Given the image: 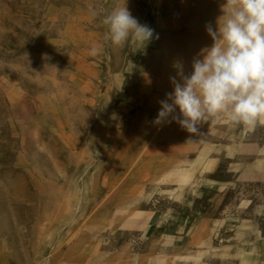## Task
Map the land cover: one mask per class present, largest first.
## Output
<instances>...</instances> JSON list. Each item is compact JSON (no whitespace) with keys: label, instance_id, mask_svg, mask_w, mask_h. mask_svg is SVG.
I'll return each mask as SVG.
<instances>
[{"label":"rangeland","instance_id":"obj_1","mask_svg":"<svg viewBox=\"0 0 264 264\" xmlns=\"http://www.w3.org/2000/svg\"><path fill=\"white\" fill-rule=\"evenodd\" d=\"M182 3L127 0L141 50L110 43L113 0H0V264L61 240L72 264H264V123H154L225 0Z\"/></svg>","mask_w":264,"mask_h":264},{"label":"clouds","instance_id":"obj_2","mask_svg":"<svg viewBox=\"0 0 264 264\" xmlns=\"http://www.w3.org/2000/svg\"><path fill=\"white\" fill-rule=\"evenodd\" d=\"M222 11L216 28L206 24L213 43L202 50V58L193 59L192 71L186 74L182 62L174 63L176 75L169 78L173 90L159 101L156 125L174 121L197 136L209 121L227 120L249 129L264 123V0H225ZM102 24L114 47L131 44L142 50L159 38L132 15L127 0L123 6L113 0ZM101 51L93 46L89 54Z\"/></svg>","mask_w":264,"mask_h":264},{"label":"bare ground","instance_id":"obj_3","mask_svg":"<svg viewBox=\"0 0 264 264\" xmlns=\"http://www.w3.org/2000/svg\"><path fill=\"white\" fill-rule=\"evenodd\" d=\"M182 1H183V3H182L183 8H186L187 7L186 0H182ZM164 163H165V161H162V162H160L157 165V167H156L157 171H161V169L164 168L163 167L164 166ZM98 191L99 190H97L95 192L97 193ZM104 216H107V214H105ZM103 221H104V218H102V220H100V221H96V223L97 224H101V223H103ZM73 237H74V235L72 236V239H73ZM44 241H46V239ZM63 242H64L63 240L57 242L54 245V247L51 249V251L49 250L51 252V257H52V259L54 261L53 264H72V258H74L75 256H77V254L75 252L70 253L72 251V248L71 249H66V251L64 252V254H62V252H61V245L63 244ZM36 249H38V250H44V246L42 244L41 245H38L36 247ZM26 251L29 252V250H26ZM80 256H81V254H80ZM27 258L30 261V256L29 255L27 256ZM62 258H70L71 259V262H69V263H63L62 262ZM10 263H11V257L7 256L4 252H2L1 264H10ZM38 263H40L39 262V259L36 260V261H34L33 264H38Z\"/></svg>","mask_w":264,"mask_h":264}]
</instances>
